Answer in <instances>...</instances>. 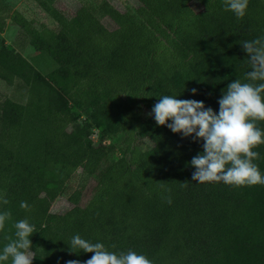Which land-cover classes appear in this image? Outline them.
Returning <instances> with one entry per match:
<instances>
[{
    "label": "trees",
    "instance_id": "trees-1",
    "mask_svg": "<svg viewBox=\"0 0 264 264\" xmlns=\"http://www.w3.org/2000/svg\"><path fill=\"white\" fill-rule=\"evenodd\" d=\"M34 1L58 28L36 29L15 9L7 15L0 2V30L9 16L55 64L42 76L18 52L0 48V79L10 84L16 77L47 92L43 102L0 100V194L9 201L0 203V212H11L0 231V252L15 239V222L27 219L35 226L32 264L91 258L93 253L69 246L76 234L108 251L143 254L152 264H264V185L192 180L190 161L202 152L203 140L158 126L150 115L162 95L203 101L218 113L227 84L249 82L242 43L264 37V0H249L242 19L222 0H136V8L123 10L92 0L71 13ZM115 88L146 115L128 113ZM78 92L89 101L79 127L69 131L74 120L66 96ZM73 106L81 108L80 100ZM257 126L264 130V121ZM97 129L99 140L122 132L126 153L109 158L112 146L93 144L88 135ZM137 136L150 147L139 148ZM253 150L264 175V144ZM58 162L78 166L93 180L85 190L68 192L69 206L55 213L49 203L70 174Z\"/></svg>",
    "mask_w": 264,
    "mask_h": 264
},
{
    "label": "clouds",
    "instance_id": "clouds-1",
    "mask_svg": "<svg viewBox=\"0 0 264 264\" xmlns=\"http://www.w3.org/2000/svg\"><path fill=\"white\" fill-rule=\"evenodd\" d=\"M226 11H232L237 19H242L249 0H222ZM248 54L251 71L245 76L249 82L238 79L226 86V91L218 100L219 111L205 107L203 101L177 99L173 95H162L151 109L158 126H167L173 133L193 140H203L202 152L193 156L190 164L195 168L192 180L198 183L223 182L227 185H264V175L254 163L259 153L253 149L264 144V130L257 121H264V37L242 43ZM260 81V83H256ZM195 94L197 90L191 89ZM168 121H171L170 123ZM194 134V135H193ZM171 203V199H167ZM0 203L7 205L8 199L0 194ZM20 207L27 210L29 205L22 201ZM11 220V212H0V231ZM15 239H10L0 252V262L11 264H32V241L30 236L35 226L27 219L14 224ZM73 249L93 253L91 258L68 260L65 264H152L143 254L128 250L116 253L108 251L103 243H92L79 234L71 238ZM114 247V246H113Z\"/></svg>",
    "mask_w": 264,
    "mask_h": 264
},
{
    "label": "rangeland",
    "instance_id": "rangeland-1",
    "mask_svg": "<svg viewBox=\"0 0 264 264\" xmlns=\"http://www.w3.org/2000/svg\"><path fill=\"white\" fill-rule=\"evenodd\" d=\"M88 1L92 0H48L50 4L54 6L57 10L63 13H71L78 6L84 4ZM110 4H112L118 10H123L125 8L133 9L138 6L136 0H107ZM0 2L8 8V13L15 9L17 10L21 16L29 23L30 26L39 29L41 26H45L48 28L56 29L58 28L57 22L47 13L45 12L34 0H0ZM191 7L194 10L200 9V6L194 2H190ZM101 21L108 28L112 27V23L106 17L102 18ZM6 47L10 48L16 52H18L21 56H23L34 68L36 72L40 75L45 76L50 70L55 67V64L49 58V56L43 51L34 49L28 43V36L24 30H22L19 26L12 23L9 19V16L4 17V27L0 30V48ZM119 98L125 101L126 104H129L130 110L128 113H132L135 110L140 111V118H143L146 113L140 107L135 108V103L131 102L129 96L118 89H114ZM46 90L39 85V87L29 88L27 84H25L19 78H13L10 84L5 83L2 79H0V100L3 98H8L15 102H19L21 104L26 103L28 100H32L34 102H43L46 98ZM67 99V111L71 114L73 118V122L67 123L66 129L69 131L76 130L80 121L85 117V112L83 111L84 107L88 103L89 99L78 92L77 96L70 97L66 96ZM80 100V107L75 108L73 106L74 100ZM134 104V105H133ZM88 135L91 138V142L93 144H97L98 142L103 144H110L112 146L111 151L108 154L109 158H117L123 156L126 153L127 144L124 140V134L122 132H118L110 138L98 139V129L97 131H88ZM137 146L141 149H147L150 147L151 143L146 138L136 137L135 140ZM60 169L68 170L70 169V174L66 181L64 182V187L59 195H57L50 203H49V212L59 213L64 211L69 203L66 200V194L70 192L77 186H83L84 190L92 183L93 176L84 175L81 173L78 166L67 165L62 162H58Z\"/></svg>",
    "mask_w": 264,
    "mask_h": 264
}]
</instances>
